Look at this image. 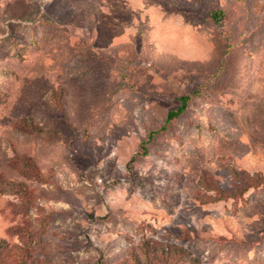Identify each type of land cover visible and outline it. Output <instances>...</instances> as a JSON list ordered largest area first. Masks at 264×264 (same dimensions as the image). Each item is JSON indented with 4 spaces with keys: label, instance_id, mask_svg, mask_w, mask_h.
<instances>
[{
    "label": "rangeland",
    "instance_id": "374dc122",
    "mask_svg": "<svg viewBox=\"0 0 264 264\" xmlns=\"http://www.w3.org/2000/svg\"><path fill=\"white\" fill-rule=\"evenodd\" d=\"M245 172L264 0H0V264H264Z\"/></svg>",
    "mask_w": 264,
    "mask_h": 264
},
{
    "label": "trees",
    "instance_id": "16d2710c",
    "mask_svg": "<svg viewBox=\"0 0 264 264\" xmlns=\"http://www.w3.org/2000/svg\"><path fill=\"white\" fill-rule=\"evenodd\" d=\"M211 18L215 21V23H219L221 21V19L223 18V13L222 12H213L211 14ZM179 101L181 102L180 107L178 109H176V110H173V111L169 112V114L167 116L166 123H169L173 119H175V118L179 117L181 114H183V112H185V110L188 107V103L190 101V97L189 96H182V97H180ZM40 130H43V129L40 128ZM244 174H246V176H248V178L255 179V181L251 179L252 181H254L253 183H255L256 180H257V181H261V185H263L264 178L261 175L257 174V175L251 176L247 172H245ZM252 185L253 184H250L248 187H246V190L250 189V187H252ZM259 186H257V187H259Z\"/></svg>",
    "mask_w": 264,
    "mask_h": 264
}]
</instances>
